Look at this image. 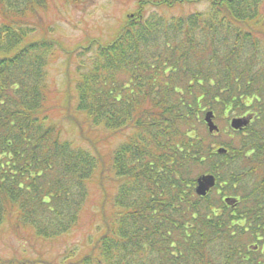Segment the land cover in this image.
Returning <instances> with one entry per match:
<instances>
[{"label":"trees","instance_id":"trees-1","mask_svg":"<svg viewBox=\"0 0 264 264\" xmlns=\"http://www.w3.org/2000/svg\"><path fill=\"white\" fill-rule=\"evenodd\" d=\"M205 1L66 47L56 0H0V264H264V0Z\"/></svg>","mask_w":264,"mask_h":264},{"label":"rangeland","instance_id":"rangeland-1","mask_svg":"<svg viewBox=\"0 0 264 264\" xmlns=\"http://www.w3.org/2000/svg\"><path fill=\"white\" fill-rule=\"evenodd\" d=\"M136 1L138 0H81L80 2L70 3L67 0H56V4L52 5L51 13L44 21L54 30L49 35L62 42L66 47L84 43L90 36L109 41L114 38L118 29L124 23L125 17L136 11ZM207 6L208 3L205 0H195V2L191 3L184 2L181 6L176 5L171 10H168L169 8L167 7L155 9L151 6L147 8L146 15L158 12L162 19L166 20L169 17L178 18L196 12H203L207 9ZM261 7L264 12V3ZM63 60L64 58L61 57L59 62ZM234 113L230 112L225 115L221 113L220 116L214 118L215 123L220 128V132L209 139L210 144L215 145L216 143L219 145V143L232 140L233 134L230 129V122L232 118L237 117L234 116ZM203 130L205 133L208 132L206 124H204ZM216 192L214 190L212 193L216 200L219 198V202L222 195H217ZM9 239L7 244L0 243L2 255H8L11 246L20 244L12 237H9ZM246 239L243 241L244 244L254 243V240Z\"/></svg>","mask_w":264,"mask_h":264},{"label":"water","instance_id":"water-1","mask_svg":"<svg viewBox=\"0 0 264 264\" xmlns=\"http://www.w3.org/2000/svg\"><path fill=\"white\" fill-rule=\"evenodd\" d=\"M213 111H207L204 116V121L208 128L209 133H214L219 131V126L214 121ZM250 122L248 117H234L231 119L230 126L233 130H241L246 127ZM218 153H226V149L218 148ZM216 185V177L212 174L200 175L196 180L195 191L199 196H206L208 192L214 188ZM228 201V200H227ZM232 203V201L230 200Z\"/></svg>","mask_w":264,"mask_h":264}]
</instances>
